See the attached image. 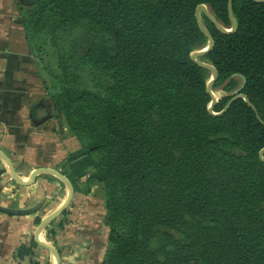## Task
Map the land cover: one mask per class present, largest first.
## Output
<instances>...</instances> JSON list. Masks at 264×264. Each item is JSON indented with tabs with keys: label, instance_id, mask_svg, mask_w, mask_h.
<instances>
[{
	"label": "trees",
	"instance_id": "obj_1",
	"mask_svg": "<svg viewBox=\"0 0 264 264\" xmlns=\"http://www.w3.org/2000/svg\"><path fill=\"white\" fill-rule=\"evenodd\" d=\"M30 2L20 4L29 42L56 59L47 95L83 144L62 173L77 189L87 171L105 187L102 264H264V1L233 0L231 32L201 13L213 88L245 81L248 101L222 114L192 55L209 44L197 7L230 28L229 0Z\"/></svg>",
	"mask_w": 264,
	"mask_h": 264
},
{
	"label": "crops",
	"instance_id": "obj_2",
	"mask_svg": "<svg viewBox=\"0 0 264 264\" xmlns=\"http://www.w3.org/2000/svg\"><path fill=\"white\" fill-rule=\"evenodd\" d=\"M81 148L47 96L19 0H0V150L22 180L0 155V264H57L35 234L42 220L66 202L70 189L53 173L33 181L31 174L38 168L62 173L70 154ZM77 185L67 209L41 231L42 239L58 250L61 264H102L110 233L105 187L91 181L88 171ZM21 248L31 253L21 258Z\"/></svg>",
	"mask_w": 264,
	"mask_h": 264
},
{
	"label": "water",
	"instance_id": "obj_3",
	"mask_svg": "<svg viewBox=\"0 0 264 264\" xmlns=\"http://www.w3.org/2000/svg\"><path fill=\"white\" fill-rule=\"evenodd\" d=\"M259 1H264V0H259ZM232 6H233V0H229V11H230V14H231V17H232V22H233L232 23V27H230V28L223 27L217 21V19L215 18V16L211 13V11L209 10V8H208V6L206 4H200L197 7L198 22H199V25L202 28V30L209 37V44L206 47L195 51L193 53L192 57H193L194 60L198 61L202 66L208 68L211 71V76H210V78H209V80L207 82V91L212 96V99H211V101L209 103V110L213 114H222L224 111H226L228 109V107L230 106L231 102L234 99H236V98H244L245 100L248 101V98L246 97V95L241 92V90L243 89V87H242L235 94H233L234 95L233 99L230 100V102L225 106V108L222 111L215 112L213 110V105L215 103L219 102V100H220L217 97H215L214 94H213V84H214L215 80L218 77V72H217V69L215 68L214 65H212V64H210L208 62L201 61L199 59V57L201 55L206 54L207 52H209L212 49L213 44H214V41H213V38H212L211 34L209 33V31L207 30V28L204 25V22H203L201 13L204 12L218 26V28L220 30H222L224 32H231V31L235 30L236 27H237V23H236V21H235V19L233 17V14H232ZM0 155L3 156L6 159V161L8 162V165H9L11 171H12L13 176L19 182H22V180H20L18 174L16 173V171H15V169H14V167H13L11 161H10V159L6 156V154H4V152H2L0 150ZM260 155L264 159V149L261 150ZM45 172L53 173L56 176H58L61 180H63L69 186V189H70V194H69V197L66 200V202L60 208H58L57 210H55L53 213H51L50 215H48L46 218H44L42 220V222L38 226L37 231H36V234H35V239H36L37 243H39L43 247H46L50 251H52L55 254V256H56L57 264H61L60 255H59L58 250L54 246H52V245H50V244H48L46 242L41 241V239H40V232H41L42 228L45 227V225L49 224L55 217H57L59 214H61L62 212H64L65 209L70 205L71 200H72V197H73V193H74V188H73V184L70 181V179L66 175L62 174L60 171H58V170H56L54 168H38V169L34 170L32 172V174H31V181H33L35 179V177L38 176L39 174H42V173H45Z\"/></svg>",
	"mask_w": 264,
	"mask_h": 264
},
{
	"label": "rangeland",
	"instance_id": "obj_4",
	"mask_svg": "<svg viewBox=\"0 0 264 264\" xmlns=\"http://www.w3.org/2000/svg\"><path fill=\"white\" fill-rule=\"evenodd\" d=\"M19 4H21L22 6H29L30 4H31V2H30V0H19ZM43 44V41H42V39H40L39 37H38V39H36L35 40V42H34V45H33V48H34V50H35V52H38L37 51V47H39L40 45H42ZM43 47H45L46 48V50L45 51H39L38 52V56H39V60H41L40 62V64H41V67L42 66H44V68H45V70H42V72H43V74H45V76L47 77V78H50V73H49V67H52V66H56V59H55V57H54V53H53V51H52V48H50V47H48L47 45H42ZM233 79H234V81L236 82V88L234 89V90H232V92H227V91H225L223 88H222V86L221 87H219V88H213V91H215V92H217L218 93V99H221V98H223V97H225V96H229V95H233V94H235L239 89H241L242 87H243V85H244V79L242 78V76L241 75H238V74H236V75H234L233 76ZM48 96V95H47ZM52 101V100H51ZM74 135V134H73ZM82 144V143H81ZM82 146H83V144H82ZM67 209V208H66ZM65 209V210H66ZM47 225H45V227L44 228H47L46 227ZM161 233V232H160ZM48 239V238H47ZM47 241H51L50 239H48ZM161 242V236H160V234L153 240V246H158L159 245V243ZM49 244L50 245H52V243H50L49 242ZM40 245V244H39ZM40 246H42V245H40ZM53 246V245H52ZM43 247V246H42ZM43 248H45V249H47V250H49L48 248H46V247H43ZM53 253V252H52ZM54 254V253H53Z\"/></svg>",
	"mask_w": 264,
	"mask_h": 264
},
{
	"label": "bare ground",
	"instance_id": "obj_5",
	"mask_svg": "<svg viewBox=\"0 0 264 264\" xmlns=\"http://www.w3.org/2000/svg\"><path fill=\"white\" fill-rule=\"evenodd\" d=\"M213 94H214L215 97H218V93H217V92L213 91ZM42 230H43V228H42ZM42 230H41V231H42ZM40 234H41V238H40V239H41V241H42V240H43V239H42V233L40 232ZM43 242H44V240H43Z\"/></svg>",
	"mask_w": 264,
	"mask_h": 264
}]
</instances>
